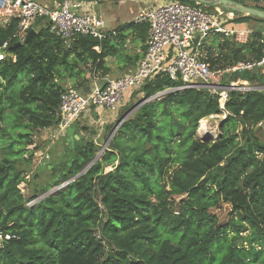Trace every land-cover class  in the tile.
Returning a JSON list of instances; mask_svg holds the SVG:
<instances>
[{
    "label": "trees",
    "instance_id": "trees-1",
    "mask_svg": "<svg viewBox=\"0 0 264 264\" xmlns=\"http://www.w3.org/2000/svg\"><path fill=\"white\" fill-rule=\"evenodd\" d=\"M231 1L245 7L251 2L264 12L258 7L264 0ZM198 6L206 13H233L229 26L235 29L250 22L263 27L243 44L209 36L203 52L212 70L261 59L264 20ZM17 25L12 19L0 26V44H7L0 61V233L10 236L1 242L0 264H264L263 91L229 92L230 115L219 134L201 140L198 124L219 114L217 96L192 89L142 103L178 87L156 77L131 94H140L142 104L97 161L92 163L98 146L83 141L85 128L76 121L71 137L58 139L66 147L64 157L34 172L31 181L26 178L39 150L34 137L44 131L50 136L58 124L65 85L89 93L95 75H101L97 83L106 77L107 58L118 56L129 40L139 49L128 57L135 66L144 56L149 24L136 21L100 41L77 36L65 44L40 18L22 46L12 38ZM225 77L226 84L244 79ZM263 78L254 70L246 80ZM29 185L31 192L23 194ZM51 188L57 191L27 206ZM221 204L230 209L222 223L212 214Z\"/></svg>",
    "mask_w": 264,
    "mask_h": 264
},
{
    "label": "built area",
    "instance_id": "built-area-1",
    "mask_svg": "<svg viewBox=\"0 0 264 264\" xmlns=\"http://www.w3.org/2000/svg\"><path fill=\"white\" fill-rule=\"evenodd\" d=\"M127 1L138 3V0H119V3ZM98 3V0H51L49 4L35 0H0V17L5 19L0 26L17 19V29L12 38L22 43L35 20L44 18L49 22L51 32L65 44L77 36H89L100 41L108 36L109 31H105L104 22L96 11ZM230 14L217 8L209 14L176 0L148 6L137 20L149 24V33L144 56L135 70L120 78H103L100 83L95 82L87 94L68 87L60 96L59 121L50 135L52 139L63 138L74 122L90 112L99 117L117 114L126 96L139 92L156 77H166L178 87L159 92L142 103L160 100L169 92L192 89L206 90L217 96L219 114L208 116L198 124L197 137L201 140L206 138L210 133L202 129L204 123L215 122L219 127L221 121L230 115L225 109L229 92H264V78L261 83H250L246 79L223 82L225 76L242 75L245 71L249 76L250 72L258 70L264 77V48L258 61L237 62L216 70L210 68L203 52V43L211 35L233 37L237 43L248 39L250 32L229 26L233 20ZM110 33L114 35L113 31ZM6 46L4 43L0 47V61L5 57ZM9 239L10 236L0 233V247L3 240Z\"/></svg>",
    "mask_w": 264,
    "mask_h": 264
},
{
    "label": "rangeland",
    "instance_id": "rangeland-1",
    "mask_svg": "<svg viewBox=\"0 0 264 264\" xmlns=\"http://www.w3.org/2000/svg\"><path fill=\"white\" fill-rule=\"evenodd\" d=\"M35 1L41 4H49L51 2V0H35ZM171 1L173 0H158V3H166V2H171ZM109 3H110V6L107 7L108 5L107 0L106 1L101 0L99 6L96 8V11L99 14L102 10L103 14L107 16V18L109 19L108 22H110L109 23L110 29L112 28L117 29L121 27L122 25L136 22L140 18L141 12L146 9L147 5H149V4L143 5V4L130 3L128 1L125 4H120V3L118 4L117 0H111L109 1ZM246 4L248 5L249 8H253L255 6L251 2H246ZM198 5L200 4L195 3V5H190V6L196 9L202 10V8ZM258 7L264 9V2L258 4ZM211 13L212 12L210 11L209 14ZM230 15L233 19L235 18V15L233 13H231ZM105 16L102 15L101 17L105 18ZM110 17H116L117 19L111 20ZM241 26L244 30H247L250 33H252V31L263 29L261 24H258L256 22L242 24ZM245 42L246 41L241 42L239 44H243ZM134 53H137V54L139 53L138 46H136L132 41L129 40L125 43L124 48L122 49V51H120L118 56L116 55L114 57L107 58L106 66L109 71L105 76L110 79H116L128 73L133 72L136 68V65L133 66L131 64H128L130 63V61H128V57L132 58V55ZM126 57H127V60H126ZM123 63L127 64V68L125 70H122L121 68ZM99 78H101V75H98V74L95 75L93 82L95 83ZM65 86L70 87L72 85L70 83H67ZM131 96L132 95L126 96L124 98V103L120 107L118 113L115 116L96 117L95 115H91V117L89 118V116L86 117V115H84L78 120L77 123L79 124V126L85 128V130L81 132V135H80L83 141L86 142L88 140H91L93 143H95L98 146L99 150L96 156H98L101 148L104 147V145L106 148L108 147L109 142L108 143L106 142L108 138L111 136V134L113 133V131L115 130V128L117 127L118 122L120 121L123 122L140 106L141 103H139L138 100L140 99L139 97L141 96L136 95V94L134 95V97H131ZM120 115H123V116L119 121L118 118L120 117ZM97 119H101V122L103 121V119H105L106 123L104 124L97 123L96 122ZM208 122L209 121L204 123L205 124L204 131L206 133L209 132L210 133L209 136L213 138L212 140H215L217 135L219 134L220 129L218 128L217 123H213V122L208 123ZM48 132L49 131L41 132L40 135H37L34 137V140L37 146L39 147V150L33 155V160L31 164V172L29 173V176L26 179L30 178L31 180L34 172L45 167L47 164L56 165L58 164V161H60L64 157V154L66 151L64 150V148L66 147L63 145V141L53 140L52 136H49ZM198 132H199V129H197L196 134ZM71 135H72V128L68 130L66 137L67 136L71 137ZM203 135H201V137ZM62 140H64V138ZM101 155L102 154H100V156ZM115 165L116 164L106 167L104 169V172L107 173V172L112 171ZM47 174H48V171H44L43 173L39 174L40 178L38 179L37 182L40 183V186H42L45 183L43 180H45L44 178ZM31 189H32L31 185H29V187L26 186V188L23 189V194L25 193L26 195L28 191L31 192ZM56 191H57L56 188H51L47 193L40 195L36 200L28 203L27 206H32L33 204L38 202L40 199H42L46 195L53 194ZM229 212H230V209L226 204H221L219 209L212 210V214L216 216L217 220L221 223L227 220Z\"/></svg>",
    "mask_w": 264,
    "mask_h": 264
},
{
    "label": "water",
    "instance_id": "water-1",
    "mask_svg": "<svg viewBox=\"0 0 264 264\" xmlns=\"http://www.w3.org/2000/svg\"><path fill=\"white\" fill-rule=\"evenodd\" d=\"M176 1H180V2H192V3H197V4H200V5H204V6H212V7H217V6H221L222 8L226 9V10H230L232 12H235V13H238L242 16H251V17H255V18H258V19H261V20H264V12L263 11H259V10H256V9H253V8H249V7H245V6H241L231 0H176ZM35 35V31L33 30H30L26 36V38L24 39V41L22 43H18V46H22V45H26L27 41ZM0 47H1V44H0ZM14 49V48H13ZM242 77L244 79H247L248 78V72L245 71L242 73ZM170 91V90H168ZM142 104V103H141ZM140 104V105H141ZM122 122L120 121L118 124H117V127L115 128V130L113 131V133L111 134V136L108 138L107 142L108 143L112 136L114 135V133L117 131V129L119 128L120 124ZM220 127V126H219ZM218 127V128H219ZM220 129V128H219ZM208 139H211L212 137L207 135ZM105 145L104 147L101 148L100 150V153L98 154V156H96L94 158V160L92 161L95 162L99 159V156L100 154L103 153V151L105 150ZM116 167V165H115ZM114 167V168H115ZM85 171V170H84ZM83 171V172H84ZM82 172V173H83ZM80 175V174H79Z\"/></svg>",
    "mask_w": 264,
    "mask_h": 264
},
{
    "label": "crops",
    "instance_id": "crops-1",
    "mask_svg": "<svg viewBox=\"0 0 264 264\" xmlns=\"http://www.w3.org/2000/svg\"><path fill=\"white\" fill-rule=\"evenodd\" d=\"M91 1V0H90ZM106 1V0H105ZM109 1H111V0H107V3H108V5H107V7H109L110 6V3H109ZM98 5H97V7L99 6V4H100V2H101V0H98ZM117 2H118V4H119V0H117ZM155 3H158V0H138V3H136V4H143V5H147V4H149V5H147V7L148 6H150V5H153V4H155ZM146 7V8H147ZM100 14V17L103 15V16H105V14H103V12H102V10H101V12L99 13ZM102 14V15H101ZM110 15V14H109ZM101 19L103 20V22H104V27H105V31H109V32H112V31H114L115 29L114 28H112V29H110V22H108L109 21V19L107 18V16H105V18H102L101 17ZM110 19L111 20H115V19H117L116 17H110ZM4 18H2V17H0V24H3V22H4ZM107 26V27H106ZM122 26H124V25H122ZM86 115V117H88L89 116V118L91 117V115H95L96 117H99V115L98 114H96V113H94V112H90V113H88V114H85ZM116 114H112V115H110V114H105L104 115V117H110V116H115ZM84 116V115H83ZM82 116V117H83ZM97 123H100V124H104V123H106V121H105V119H103V121L101 122V119H97V121H96Z\"/></svg>",
    "mask_w": 264,
    "mask_h": 264
},
{
    "label": "bare ground",
    "instance_id": "bare-ground-1",
    "mask_svg": "<svg viewBox=\"0 0 264 264\" xmlns=\"http://www.w3.org/2000/svg\"><path fill=\"white\" fill-rule=\"evenodd\" d=\"M208 123H209V122H208ZM208 123H207V124H208ZM214 123H215V122H214ZM202 126H203V128H202V129H204V126H205V125H202Z\"/></svg>",
    "mask_w": 264,
    "mask_h": 264
}]
</instances>
